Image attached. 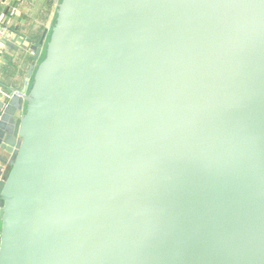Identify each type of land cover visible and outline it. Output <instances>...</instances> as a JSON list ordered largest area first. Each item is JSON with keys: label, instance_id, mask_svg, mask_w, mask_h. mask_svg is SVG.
Segmentation results:
<instances>
[{"label": "water", "instance_id": "water-1", "mask_svg": "<svg viewBox=\"0 0 264 264\" xmlns=\"http://www.w3.org/2000/svg\"><path fill=\"white\" fill-rule=\"evenodd\" d=\"M31 49L0 264H264V0H60Z\"/></svg>", "mask_w": 264, "mask_h": 264}, {"label": "crops", "instance_id": "crops-1", "mask_svg": "<svg viewBox=\"0 0 264 264\" xmlns=\"http://www.w3.org/2000/svg\"><path fill=\"white\" fill-rule=\"evenodd\" d=\"M60 0H0V14L12 23L13 35L0 43V84L21 90L35 52L31 45L39 43L55 23ZM12 42L18 49L8 46ZM6 164L0 161V179Z\"/></svg>", "mask_w": 264, "mask_h": 264}, {"label": "built area", "instance_id": "built-area-1", "mask_svg": "<svg viewBox=\"0 0 264 264\" xmlns=\"http://www.w3.org/2000/svg\"><path fill=\"white\" fill-rule=\"evenodd\" d=\"M14 33L12 29V23L5 20L0 14V43L9 40L10 36ZM18 89H11L9 87H3L0 84V96L3 98H10L13 94H19Z\"/></svg>", "mask_w": 264, "mask_h": 264}]
</instances>
